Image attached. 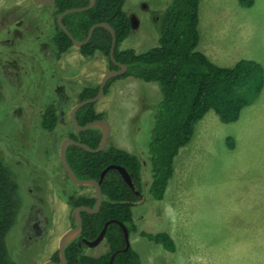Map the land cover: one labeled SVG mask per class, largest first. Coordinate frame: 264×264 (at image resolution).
Wrapping results in <instances>:
<instances>
[{
    "label": "rangeland",
    "instance_id": "1",
    "mask_svg": "<svg viewBox=\"0 0 264 264\" xmlns=\"http://www.w3.org/2000/svg\"><path fill=\"white\" fill-rule=\"evenodd\" d=\"M168 1L126 0L123 9L131 30L119 48L141 53L156 46V15ZM54 18L50 5L0 0V71L8 83L2 89L5 102L0 106V142L13 167L23 205L30 206L7 235L19 264L51 259L60 236L72 226V208L61 197L63 189L75 196L92 192L68 180L59 163V146L70 130L69 113L78 101V92L84 86L98 85L108 63L100 53L90 57L80 54L76 46L57 58L51 42ZM197 29L196 49L217 66L230 67L240 59H251L264 69V0H254L250 7L240 5L239 0H199ZM160 98L155 82L130 77L113 80L95 104L110 124V145L135 154L145 163L140 155L148 154L153 111ZM49 103L57 105L64 125L52 132L40 127L34 106ZM5 111L8 116H4ZM203 118L198 122V126L205 125L203 143L192 150L194 138L187 145L192 153L175 157L164 200L158 202L148 193L149 164L146 174L140 169L143 200L133 208L137 228L170 232L179 249L180 238L184 241L181 256H175L176 252L170 254L138 233L130 234V246L139 252L140 264L250 262L246 250L253 248L252 241L243 245L244 216L246 206L261 198L264 205V86L258 99L244 107L235 122L222 123L213 111ZM227 138L234 140L231 148ZM18 146L21 152L13 158L11 151ZM261 182L258 191L250 186ZM174 186V203L170 204L169 188L171 192ZM37 208L45 215L40 236H34L32 228ZM107 250L104 240L83 247L84 253L93 257Z\"/></svg>",
    "mask_w": 264,
    "mask_h": 264
},
{
    "label": "trees",
    "instance_id": "2",
    "mask_svg": "<svg viewBox=\"0 0 264 264\" xmlns=\"http://www.w3.org/2000/svg\"><path fill=\"white\" fill-rule=\"evenodd\" d=\"M88 1L54 0L50 4L55 15V31L51 42L57 58L66 53L73 44L57 26L56 16L68 8L85 6ZM125 1L95 0L91 8L63 16L62 23L77 40H83L94 23L107 22L114 29V60L126 65V71L110 78L106 82L104 93L109 84L118 78L130 77L158 84L161 98L153 111L148 154L140 155L146 162L142 163L135 154L110 143L99 152H88L70 145L66 150V159L80 179L98 180L107 166L120 165L129 173L135 189L139 192L142 191L140 169L143 168L144 174L150 169L148 193L159 202L162 201L172 177L174 159L180 148L190 142L196 123L208 111H213L225 124L238 120L242 109L258 99L264 86V69L259 62L251 59H240L230 67L217 66L196 49L199 41V0H167V5L156 15L157 45L141 53H136L131 48L120 49V43L131 30L130 19L123 9ZM253 2L254 0H239L244 7H250ZM110 45V33L103 27H96L91 38L78 51L87 57L100 53L106 58L108 69L116 70L117 64L109 57ZM5 82L7 83L0 71V106L5 102L2 92ZM97 91L98 85L82 87L77 94L78 101L95 96ZM54 104L34 105L37 121L47 132L64 126L57 105ZM95 104L96 102L87 103L76 111L75 118L79 125L105 118L104 112L96 111ZM5 112L4 116L8 114ZM10 118L16 120L15 117ZM67 136L95 148L100 141L101 132L96 127L75 132L71 124ZM226 141L231 148L233 139L227 138ZM15 148V152L11 151L13 158L21 152V146ZM5 153L0 142V264H19L7 243V235L30 206L23 205L13 167L9 166L10 160ZM13 162L20 166L14 159ZM100 187L103 195L100 208L93 214L80 212L82 230L64 249L66 264H108L113 254L110 264H140L139 254L130 245L126 248V240L119 223L125 226L128 234L137 232L147 241L160 245L166 252H175V244L167 231L151 233L137 228L132 217V206L138 201L139 195L126 184L116 169H109L105 173ZM62 193L61 197L71 208L94 205L93 195L75 196L66 193V189ZM106 222L108 224L103 239L108 250L96 257L86 255L83 251L86 246L83 240H94ZM71 224L74 225L72 217ZM51 260H58L56 252Z\"/></svg>",
    "mask_w": 264,
    "mask_h": 264
},
{
    "label": "water",
    "instance_id": "3",
    "mask_svg": "<svg viewBox=\"0 0 264 264\" xmlns=\"http://www.w3.org/2000/svg\"><path fill=\"white\" fill-rule=\"evenodd\" d=\"M32 2L39 4V5H49V4L53 3L54 0H32ZM94 2H95V0H89L88 4L85 6L72 7V8H68V9L62 11L61 13H59L57 15L56 23H57L58 27L71 40L73 46H76L78 48L80 46H82L83 44H85L91 38V35H92L94 28H96V27L105 28L111 35V45H110L109 57L114 63H116V61L114 60V56H113L114 47L116 44V37H115L114 29L112 28V26L110 24H108L107 22L94 23L88 29L86 37L83 40H77L70 34V32L67 30V28L62 23V18L66 14L89 9L94 5ZM116 64L118 65V69H116V70L115 69H110V70L108 69L102 75V77L99 81V84H98V91H97L96 95L91 97V98H87V99L78 101L77 103H75L71 107L70 113H69L70 114V120H71L72 125L74 127V130L76 132L85 131L91 127H96L100 130L101 137H100V141H99L98 145L95 148H91L90 146H88L87 144H85L83 142L76 141V140L66 136L61 140V143L59 146V163H60L63 171L65 172L68 180L72 184H74L75 186H78V187H92L94 190V197H95L94 205H93V207H89L87 205H79V206H75L72 208L71 216L74 220V225L71 226L69 229H67L64 233H62V235L60 236V238L58 240V245H57L58 260L54 261V260L48 259L46 261H43L40 264H66L67 259L65 257L64 249L72 240H74L77 236L80 235L81 230H82V220H81V213L80 212L85 211L89 214H93V213L98 212V210L100 208V205H101V202L103 199L102 191H101V187H100V182H101L102 178L104 177L107 170H109L111 168L117 169L121 173V175L125 179V181L130 186H132L128 174L126 173L124 168H122L120 166H117V165L107 166L101 172L98 180L92 179V178L80 179L75 175V173L71 169V167L68 164L67 159H66V150H67L68 146H70V145L80 147V148H82L88 152H99L107 146L108 140H109L110 134H111V127H110V124L108 123V121L105 118H101V119H95V120L89 121L83 125H79L78 122L76 121L75 113L81 106H83L87 103L96 102L98 99H100V97L104 94V87L106 85V82L110 78L119 76L126 71V65L121 64V63H116ZM107 224H108V222L105 223L104 227L102 228V230L100 231V233L98 234V236L94 240H92V241L83 240V242L87 246H90V247L97 245L103 239ZM121 226H122V229L124 232V237L126 239V248H127L130 245L129 239H128V232L122 224H121ZM113 257H114V254L110 257L108 264L111 263Z\"/></svg>",
    "mask_w": 264,
    "mask_h": 264
},
{
    "label": "crops",
    "instance_id": "4",
    "mask_svg": "<svg viewBox=\"0 0 264 264\" xmlns=\"http://www.w3.org/2000/svg\"><path fill=\"white\" fill-rule=\"evenodd\" d=\"M205 115L203 117H205ZM203 117L199 121H201V120L203 121V119H204ZM198 122L195 125L196 128L194 127V132H193L192 138H191L190 142L187 144V145H191L193 143V139L195 138L194 144H192L193 145L192 150H194V151H196L202 145V143H203L202 131L205 129V127H204L205 125L204 126H198L199 125ZM187 145H185L186 147L185 146L182 147L183 149L180 148L181 150H179L180 152H178V154H177V155H179V157L181 156V158H184L187 154H189V152L192 153V150H190L188 148L189 146H187ZM261 185H262V182L260 183L259 186L255 185V183L251 184L250 186L252 189L256 188V191H258L257 188L258 187L260 188ZM168 186H169V182H168V185H167V188H166V191L164 193V197L162 200H164L166 197L165 195H167ZM175 190H176L175 186L172 188L171 192H170V188H169L170 200L168 201V203H170V204L174 203L172 201L173 200L172 196L175 194ZM251 199H253V197L249 198V200H251ZM189 200H191V198ZM261 200H262V198L259 200L260 202L258 201L259 203L257 202V204H252V205L245 207V216H244L245 232H244V238H243L244 239L243 245L246 241H252V248H253V250L249 247H248V250H246V247L241 249L243 252L246 250V251H248V253H250V256H248L249 254L246 253V255H247L246 257H251L250 262L247 261V263L245 262V264H248V262L250 264H264V205H262ZM133 208L134 207H132V216H133ZM164 208L166 209L165 205H164ZM164 208H163V211L165 210ZM188 218H189V216L187 215L185 218V221L188 220ZM133 221H134V217H133ZM134 223H135V221H134ZM186 223H188V221ZM132 233L136 234L137 232H131L130 234H132ZM168 233H169L170 237L172 238V240L175 244V248H176L175 249V252H176L175 256H177V254H180V256H181V253H182L181 247L183 248V245H184V241H183L182 237L180 238V242H179L180 249H179V247L177 246V243H176L175 239L172 237L171 233L170 232H168ZM130 234H129V238H130L129 243L131 245V239L132 238L130 237ZM235 246H237V245H235ZM245 246H247V245H245ZM239 247H242V246H239ZM134 250L139 254V252L136 249H134ZM139 257H140V254H139ZM140 263H141V260H140Z\"/></svg>",
    "mask_w": 264,
    "mask_h": 264
},
{
    "label": "flooded vegetation",
    "instance_id": "5",
    "mask_svg": "<svg viewBox=\"0 0 264 264\" xmlns=\"http://www.w3.org/2000/svg\"><path fill=\"white\" fill-rule=\"evenodd\" d=\"M34 3V2H33ZM36 4V3H35ZM52 4V3H51ZM50 5V4H49ZM57 17V16H56ZM57 24V23H56ZM58 26V25H57ZM117 63V62H116ZM118 66V65H117ZM107 67H108V65H107ZM107 70H108V68H107ZM110 70V69H109ZM70 122H71V120H70ZM71 124H72V122H71ZM73 126V125H72ZM74 128V127H73ZM75 131V130H74ZM76 132V131H75ZM68 133V132H67ZM111 135V134H110ZM66 136H67V134H66ZM65 136V137H66ZM69 137V136H68ZM108 143H109V140H108ZM139 159H140V157H139ZM140 161H141V159H140ZM142 162V161H141ZM111 165H114V164H111ZM117 166H120V165H117ZM120 167H122V166H120ZM122 168H124V167H122ZM111 169H114V168H111ZM117 170V169H116ZM124 170L126 171V169L124 168ZM108 171V170H107ZM106 171V172H107ZM118 171V170H117ZM142 171H143V168H142ZM119 172V171H118ZM126 173L128 174V176H129V179H130V182H131V184H132V186H130L126 181H125V179L122 177V175H121V173L119 172V174L121 175V177L123 178V180L126 182V184L137 194V195H139V199H138V201L132 206V207H135V206H137V205H139V203H141V201L143 200V196H142V191L141 192H139L138 190H136L135 189V186H134V184H133V182H132V179H131V177H130V175H129V173L126 171ZM101 174V173H100ZM99 179V178H98ZM103 179V178H102ZM91 190H92V192H91V194L90 195H93L94 196V190H93V188L92 187H89ZM103 196V195H102ZM94 199H95V197H94ZM95 202V201H94ZM36 212H37V217H36V220H35V222H33V224H32V228H33V235L34 236H40L41 234H42V228L40 227V223H41V221H42V218H45V215L42 213V211L39 209V208H37L36 209ZM133 217V216H132ZM120 224V226H121V224L122 223H119ZM123 225V224H122ZM124 226V225H123ZM122 227V226H121ZM125 227V226H124ZM123 230V229H122ZM127 230V229H126ZM128 232V231H127ZM124 233V232H123ZM78 237V236H77ZM128 239H129V234H128ZM102 240H104V239H102ZM101 240V241H102ZM126 240V239H125ZM73 241V240H72ZM100 241V242H101ZM105 241V240H104ZM99 242V243H100ZM106 242V241H105ZM84 243V242H83ZM85 244V243H84ZM86 245V244H85ZM87 246V245H86ZM90 247V246H89ZM93 247V246H92ZM56 253H57V250H56ZM112 256V255H111Z\"/></svg>",
    "mask_w": 264,
    "mask_h": 264
}]
</instances>
